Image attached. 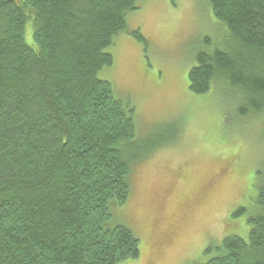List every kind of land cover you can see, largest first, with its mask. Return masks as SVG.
<instances>
[{"label": "trees", "instance_id": "obj_1", "mask_svg": "<svg viewBox=\"0 0 264 264\" xmlns=\"http://www.w3.org/2000/svg\"><path fill=\"white\" fill-rule=\"evenodd\" d=\"M140 1L0 0V264L140 256L131 229L105 224L111 205L129 201L133 166L149 151L134 107L101 77ZM206 2L226 35L196 55L189 90L224 91L237 102L238 123L264 120V0ZM259 168L250 206L232 215L248 213V237H224L195 264H264V163Z\"/></svg>", "mask_w": 264, "mask_h": 264}, {"label": "rangeland", "instance_id": "obj_2", "mask_svg": "<svg viewBox=\"0 0 264 264\" xmlns=\"http://www.w3.org/2000/svg\"><path fill=\"white\" fill-rule=\"evenodd\" d=\"M221 25L206 0H142L109 49L114 63L101 77L134 107L138 140L149 151L133 166L129 201L111 205L105 224L126 226L140 241V256L120 264H195L224 237H248V213L232 215L256 194L264 120L238 123L237 102L224 91L189 90L196 55L222 44Z\"/></svg>", "mask_w": 264, "mask_h": 264}, {"label": "bare ground", "instance_id": "obj_3", "mask_svg": "<svg viewBox=\"0 0 264 264\" xmlns=\"http://www.w3.org/2000/svg\"><path fill=\"white\" fill-rule=\"evenodd\" d=\"M108 53V52H107Z\"/></svg>", "mask_w": 264, "mask_h": 264}]
</instances>
